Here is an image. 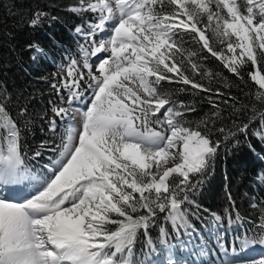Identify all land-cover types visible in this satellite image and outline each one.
Returning <instances> with one entry per match:
<instances>
[{"label":"snow or ice","instance_id":"obj_1","mask_svg":"<svg viewBox=\"0 0 264 264\" xmlns=\"http://www.w3.org/2000/svg\"><path fill=\"white\" fill-rule=\"evenodd\" d=\"M67 11L80 21L70 30L76 50L52 74L57 99L39 114L43 140L26 142L33 121L10 114L11 97L0 87V189L26 182L22 193L0 190V264H143L136 246L143 237L154 250L151 229L160 244L169 225L173 238L195 234L196 194L222 150L255 152L253 138L264 145V0H76ZM57 19L38 8L26 23ZM189 40L200 48L187 47ZM204 50L240 84L255 82L254 98L239 86L249 102L213 89L221 74L204 67ZM165 81L182 86L165 90ZM189 85L186 103L179 94ZM224 87L231 88L227 79ZM197 91L211 108L191 120ZM28 115L21 107L18 116ZM227 198V224L236 231L230 255L226 230L217 227L221 264H264L237 256L264 245V201L251 198L258 222L241 235L245 217Z\"/></svg>","mask_w":264,"mask_h":264},{"label":"trees","instance_id":"obj_2","mask_svg":"<svg viewBox=\"0 0 264 264\" xmlns=\"http://www.w3.org/2000/svg\"><path fill=\"white\" fill-rule=\"evenodd\" d=\"M75 3L76 0H0V87L6 88L11 97L10 114L21 123L25 119L33 121L34 134H29L26 141L30 146L45 138L40 132L42 121L39 114L50 107L49 100L57 99L51 89L52 74L58 71V66L63 62L68 50H76L77 37H74L70 30L80 21L77 16L67 11L68 6ZM38 8L50 11L58 19L45 21L40 27H29L26 22ZM30 43H35L44 50L42 56L27 47ZM187 47L198 50L200 45L189 40ZM203 55L206 57L204 67L221 74L220 77H213V89L219 87L222 92L231 91L232 95L241 96L242 100L249 102L248 97L238 91L239 86L243 88L244 93H250L254 98L255 92L259 90L255 82L246 77L247 86L240 84L206 50ZM188 74L192 75L190 71ZM196 78L200 79L199 76ZM225 79L231 83L230 89H225ZM203 83L207 86L208 79H204ZM163 85L164 89L169 91L182 86L169 84L167 81L163 82ZM183 87L189 91L180 93L179 99L187 103L193 99V94L190 85ZM206 95L201 91L195 93L198 109L197 112L189 114V119L199 120L210 110L211 105L207 103ZM26 105L29 115L18 116L20 108ZM253 143L255 152L246 148L222 150L214 172L206 178L196 194V200L202 209L207 208L209 211L203 212L201 209L198 216L192 217L195 228L207 222L212 217V212L222 216L219 222L222 226L228 225L229 214L224 212L225 208L230 206L228 193H231L240 213L245 217L242 223L247 222L249 228H252L258 222L259 212L250 207V204L252 197L264 201V184L257 181V176L264 172V145L255 138ZM232 218L234 219V213ZM150 232L154 243H158V228L151 229ZM169 232L171 237L173 233L170 225ZM142 241L143 237L137 243L136 255L144 249Z\"/></svg>","mask_w":264,"mask_h":264},{"label":"rangeland","instance_id":"obj_3","mask_svg":"<svg viewBox=\"0 0 264 264\" xmlns=\"http://www.w3.org/2000/svg\"><path fill=\"white\" fill-rule=\"evenodd\" d=\"M208 35L211 36V33L209 32ZM214 46L218 47V46H219V45H218V42H217ZM75 49H76V48H75ZM98 62H99V61H98ZM98 62H96V63H98ZM259 180L262 181V179H260V178H259ZM205 227H208V228H204V231L207 232V233H206V236H208V238H209V236L211 237V236L214 235V237H215V234H216V233L210 235L211 230L213 229L212 225H211L210 223H208L207 225H205ZM245 227H246V228H249V223L244 222V223H243V227H241V228L243 229V228H245ZM235 231H236V225L232 228V235L234 234ZM215 238H216V237H215ZM232 239H233V237H231V241H232ZM141 244H144V241H142ZM251 246H252V247H253V246H256V247L260 250V252H261L262 254H255V255H254V253H250L249 255H247V257H246L245 259H242V260H252V259H261V258H264V245H258V244H255V245H251ZM247 249H248V248H247ZM247 249H245V250H247ZM245 250H244L243 253H245ZM149 255H150V252L147 251L146 254L143 256V260H142V261H143V264H145V262H146V260L148 259ZM212 259H213L214 261H216V259H217L216 254L213 255Z\"/></svg>","mask_w":264,"mask_h":264},{"label":"bare ground","instance_id":"obj_4","mask_svg":"<svg viewBox=\"0 0 264 264\" xmlns=\"http://www.w3.org/2000/svg\"><path fill=\"white\" fill-rule=\"evenodd\" d=\"M23 183V186L20 187L19 185H17V187L15 189H10L8 191V187L7 185H5L4 189H3V192H7L8 191V195H15V194H18V193H22L23 191L26 190V182L24 181H21ZM7 187V189H5Z\"/></svg>","mask_w":264,"mask_h":264}]
</instances>
